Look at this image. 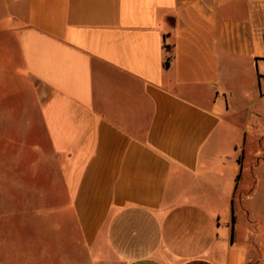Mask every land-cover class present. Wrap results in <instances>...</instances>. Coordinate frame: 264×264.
Here are the masks:
<instances>
[{
  "label": "crops",
  "instance_id": "obj_1",
  "mask_svg": "<svg viewBox=\"0 0 264 264\" xmlns=\"http://www.w3.org/2000/svg\"><path fill=\"white\" fill-rule=\"evenodd\" d=\"M214 1L0 0L7 159L57 250L24 264H264V28Z\"/></svg>",
  "mask_w": 264,
  "mask_h": 264
},
{
  "label": "rangeland",
  "instance_id": "obj_2",
  "mask_svg": "<svg viewBox=\"0 0 264 264\" xmlns=\"http://www.w3.org/2000/svg\"><path fill=\"white\" fill-rule=\"evenodd\" d=\"M208 7L215 3L214 0H197ZM230 2L232 14L240 21H248L253 18L256 24L264 28V0H223ZM206 6V7H207ZM264 71V66L261 68ZM245 120V118L243 119ZM13 124L6 119L5 113L0 115V264H24V247L27 251L41 250V246L34 244L40 237H44L51 244L50 255L54 257L57 250L53 247L55 236L50 229L47 233L43 231L36 216L24 214V176L18 174L20 163L14 157L7 159L10 150V143H7L6 136L16 133L19 130H12L9 125ZM15 137V135H14ZM21 140V139H20ZM18 139V141H20ZM5 142L7 150L5 149ZM23 144L19 146L24 151ZM4 144V146H2ZM22 145V146H21ZM18 146V147H19ZM15 145L13 146V148ZM12 152V151H11ZM14 154V152H13ZM9 156V155H8ZM38 163V162H37ZM26 168L35 170L40 168L36 161L25 162ZM35 199V195L28 194ZM31 195V196H30ZM43 228V229H42ZM25 245V246H24Z\"/></svg>",
  "mask_w": 264,
  "mask_h": 264
},
{
  "label": "trees",
  "instance_id": "obj_3",
  "mask_svg": "<svg viewBox=\"0 0 264 264\" xmlns=\"http://www.w3.org/2000/svg\"><path fill=\"white\" fill-rule=\"evenodd\" d=\"M168 63H169V62H167V66L169 65Z\"/></svg>",
  "mask_w": 264,
  "mask_h": 264
}]
</instances>
